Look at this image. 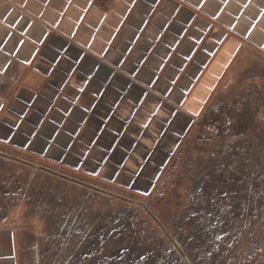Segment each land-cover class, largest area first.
<instances>
[{
	"label": "snow or ice",
	"instance_id": "obj_1",
	"mask_svg": "<svg viewBox=\"0 0 264 264\" xmlns=\"http://www.w3.org/2000/svg\"><path fill=\"white\" fill-rule=\"evenodd\" d=\"M132 3L133 7H137V0H132ZM149 3L155 7L144 4L137 8L140 13L138 22L128 21L134 23V27L122 47H114L113 35L106 41L107 47L94 52L92 47L96 43L99 29L92 33L85 43L76 40V31H59L71 0H67V5L64 0H36L37 6L33 14L37 19L31 23L26 21V27L30 30L29 41L16 39L7 32L0 38V52L4 53V63L0 67V87L6 85L15 67L13 60L8 59V56L18 57L21 48L28 42L33 46V51L28 58L19 60V65H31L37 56L46 57L48 67L52 70L46 72L55 77L58 85L50 96L29 95L23 103L18 97L17 103L8 105L4 98L0 97V150L6 151L5 146L28 147L40 154L47 153L50 157L56 153V161L61 156L74 159L76 170L80 171L81 167L90 169L87 176L93 178L97 191L101 190L103 184L106 189L104 195L108 197L111 190H107V185L112 183L127 187L140 195H146L148 187L155 190L156 185L152 183V179L159 180L164 166V160L154 163L157 160L156 154L162 148H167L165 155L171 160L168 154L177 152L181 147L176 140L186 128L191 129L195 124L192 117L203 118L208 100L202 99L198 110L193 111L188 106L183 91L177 93L170 87L177 85L178 78L173 75L169 78V83H164L163 78L156 75V68L163 61L149 68L148 65L154 58L150 59L144 53L149 50L159 51L153 43L156 40L167 44L166 56L171 43L179 47L182 42H186L187 52L184 59L193 60V41L199 40V33L208 27L206 17L198 15L197 12L203 9L209 0H196L194 3L192 0H149ZM228 3L229 0H222L221 4H217V11L212 18L219 19L226 14L222 5ZM250 5L252 0H248L243 7L248 8ZM252 7L256 12L250 14L251 19L240 20L247 35L257 30L252 20L257 17L264 20V0H259V3ZM50 8L54 15L49 24L45 17ZM127 11L132 14L131 9ZM144 15L152 17V20H144ZM126 20L127 16L118 21L119 26L114 30L116 34L123 36L120 27ZM193 25L197 27L193 29ZM232 27L236 28L235 25ZM149 28L151 31L146 30ZM169 31L184 40H177L174 35L171 43H168ZM21 32L24 34L23 29ZM9 40H12L11 47ZM36 44L42 47L35 48ZM132 44L137 45L135 52L139 55H134V49L130 46ZM261 48H264V44H261ZM137 63L141 67H137ZM34 71L39 72V67ZM207 95L208 99H211L210 93ZM29 100L33 104L43 102L44 105L41 115L36 116L34 120L29 112L25 111L29 108ZM212 107L208 105L207 111L210 112ZM122 108L127 111L121 113ZM228 124L230 125L231 121H228ZM210 131L215 134V130ZM144 180H147V183L145 190L141 192L139 183ZM205 188H199L198 194L194 190V206L188 213L193 236L201 231L208 236V247L202 252L197 251L192 257L193 261L196 264H229V260L234 264L237 261L239 264H264V239L257 238L241 247L240 240L235 236V233L241 231L240 223L232 230L226 227L218 230L220 234L208 235L205 227L207 218L221 214V220L218 222L227 224L229 217L234 214L232 201L236 197L229 187L217 188L215 193H206ZM260 203L264 204V200ZM209 204L213 205L211 209L207 207ZM257 212L264 215L259 212V208ZM119 223L120 221L116 220L106 235L112 238L116 256L127 264L132 248L121 242L123 233L118 228ZM87 231L90 234L92 230ZM247 231H253L251 226ZM91 246L90 240L82 243L79 250L61 256L59 264H99L105 257L97 256ZM176 247H179L176 240L167 244L160 234L156 233L152 236L149 247L140 246L136 256L131 258V264H136L137 260L144 261V264H162V261L167 260V253ZM225 251L228 255L222 258ZM145 252H151L152 255L146 257ZM124 253L128 256L125 257ZM168 264L171 262L168 261Z\"/></svg>",
	"mask_w": 264,
	"mask_h": 264
},
{
	"label": "rangeland",
	"instance_id": "obj_2",
	"mask_svg": "<svg viewBox=\"0 0 264 264\" xmlns=\"http://www.w3.org/2000/svg\"><path fill=\"white\" fill-rule=\"evenodd\" d=\"M246 50L222 90L213 95L212 110L206 109L196 138L168 168L164 184H155V190L147 189L146 195L109 184L108 197L103 184L97 191L93 180L80 172L5 147L6 151L0 150V220L13 219L20 227L35 229L39 264H59L61 256L89 240L91 250L105 257L99 264H124L106 235L116 220L123 233L121 242L132 248L131 258L140 246L149 247L152 236L159 233L165 243H179L162 264H196L192 257L208 247V236L204 231L192 234L188 213L194 206L193 192L198 194L205 186L206 193L229 187L236 197L234 214L227 224L218 222L221 214L208 217V235L220 234L218 230L226 227L232 230L240 223L241 231L235 236L241 247L264 239V215L257 212L259 208L264 213L260 203L264 200V55ZM139 189L143 192L145 187ZM249 226L252 232L247 231ZM151 255L145 252L146 257ZM227 255L223 252L222 258Z\"/></svg>",
	"mask_w": 264,
	"mask_h": 264
},
{
	"label": "crops",
	"instance_id": "obj_3",
	"mask_svg": "<svg viewBox=\"0 0 264 264\" xmlns=\"http://www.w3.org/2000/svg\"><path fill=\"white\" fill-rule=\"evenodd\" d=\"M67 5V0H64ZM196 2V0H192ZM222 0H209L203 9H199L197 14L203 15L207 19L208 27L199 33V40H194L195 53L193 60L184 59V54L187 52L186 42H182L179 47L175 43H171L172 36L176 35L174 32H168V43H171L167 56L165 55V48L167 44L156 40L153 43L158 47L159 51H147L145 56L152 59L148 65L149 68L154 67L157 62L163 61L158 68H156V75L163 78L164 83H169V78L173 75L178 78L177 85H170L179 93L183 91L184 98H186L188 106L193 111L198 110L200 101L208 100V105L213 98V95L219 90L229 77L234 73L235 68L245 57L246 49H253L264 55V20H252L256 24L257 30L252 34L247 35L244 31L243 25L240 23L241 19H251L250 14H254L256 9L252 5H257L259 0H252V5L248 8L243 7L248 3V0H229L227 5H222L225 8V13L219 19H213V14L217 11V4H221ZM148 4L149 7H155L154 4L149 3V0H137V7H133L132 0H71V5L67 6V11L62 18L59 31H76V40L80 43H85L92 33L99 29L96 37V43L92 47V51L98 52L102 47H107L106 41L115 35L114 47L120 48L127 41L132 33L134 23L128 21L138 22L140 13L137 8ZM36 0H0V38L4 37L5 32L14 36L16 39H24L29 41L28 33L30 30L26 27V21L31 23L37 17L33 14L36 9ZM128 9L132 10V14L128 13ZM54 13L49 9L48 15L45 17L51 23V17ZM127 16L125 24L120 27L123 36L115 33V28L119 20H124ZM106 17V18H105ZM82 18V19H81ZM144 20H152V17L144 15ZM103 20V23H101ZM16 22H19L18 24ZM232 25H235L234 29ZM143 27V25H141ZM197 27L193 25L194 29ZM23 29V33L21 32ZM78 29V30H77ZM151 31V29H146ZM191 31V29H190ZM222 33V35H221ZM39 35V32H37ZM177 40H184L183 37L176 35ZM141 43L143 42V35L140 36ZM12 45V40H9V47ZM134 49V55H139L135 52L137 45H130ZM40 44H36L35 48H41ZM88 49L86 48L85 51ZM33 51V46L30 42L21 48L19 56H8V59L13 60L15 67L9 75L6 85L0 87V97L4 98V102L8 105L17 103V98L23 103L29 95L39 97L40 95L50 96L54 89L57 88L58 81L54 76H50L47 72L52 70L48 67V60L46 57L37 56L33 59L31 65L20 66L19 60L28 58ZM114 55V53H112ZM4 53L0 52V67L3 66ZM171 57V59H169ZM43 61V62H41ZM133 62L135 59L133 57ZM167 65V67H165ZM39 67V72L34 69ZM137 67H141L139 63ZM47 70V72H46ZM232 70V71H231ZM230 71L232 73H230ZM163 87V84H161ZM207 93H210L211 99H208ZM163 95V93H162ZM29 108L25 111L34 120L36 116L41 115L44 107L43 102L33 104L28 101ZM151 103V101H149ZM208 105H205L207 109ZM121 113L127 111L122 108ZM47 118V117H45ZM195 124L191 129L186 128L178 139L177 143L181 145L180 149L175 153H169L171 160L169 161L165 153L167 148H162L156 154L157 160L154 163L164 160V166L161 169L162 175L159 180L152 179L153 184H164L165 174L174 162L175 159L181 156L183 150L189 148L190 142L196 138L197 128L200 124L199 118L192 117ZM30 126V125H29ZM170 143V142H169ZM13 151L20 152L25 156L35 157L41 160H46L58 166L70 168L73 171L80 172L81 176H87V171L90 169L80 168L77 171V165L74 159H66L61 156L56 161V153L50 157L47 153L40 154L32 151L28 147H11ZM83 184H90L80 180ZM147 180L139 183L140 187H145ZM114 186H120L112 183ZM124 187V186H123ZM127 188V187H124ZM147 189H152L148 187ZM142 191V190H141ZM35 229L30 225L20 227L11 220H0V264H39L37 260L35 247L38 244L39 237L34 231Z\"/></svg>",
	"mask_w": 264,
	"mask_h": 264
},
{
	"label": "water",
	"instance_id": "obj_4",
	"mask_svg": "<svg viewBox=\"0 0 264 264\" xmlns=\"http://www.w3.org/2000/svg\"><path fill=\"white\" fill-rule=\"evenodd\" d=\"M36 166H38V165H36Z\"/></svg>",
	"mask_w": 264,
	"mask_h": 264
}]
</instances>
